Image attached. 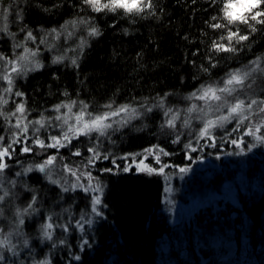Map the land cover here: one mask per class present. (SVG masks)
Listing matches in <instances>:
<instances>
[{"label": "trees", "instance_id": "trees-1", "mask_svg": "<svg viewBox=\"0 0 264 264\" xmlns=\"http://www.w3.org/2000/svg\"><path fill=\"white\" fill-rule=\"evenodd\" d=\"M152 3L154 14L129 15L122 10L94 12L83 0H0V15L7 16L8 32L14 34L0 32V51L16 44L29 46L32 41H26L25 36L31 31L36 37L32 44L43 57L42 68L14 85L16 92L23 93L30 119L43 116L47 120L57 105L73 102L74 110H80L83 102L91 114L100 113L108 103L113 107L130 104L141 112L128 126L99 138L97 150L109 157L98 163L103 168L97 173L104 184L103 212L84 234H79L77 221L89 203L88 196L45 184L39 174L31 176L28 184L36 190L42 212L47 210L56 224L50 264H236L227 245H213L214 237L228 234L240 245L246 237L248 247L240 246L238 257L257 258L264 264V155L259 151L252 150L246 169L258 189L242 191L237 208L228 206L215 214L203 210L194 222L179 226L164 210L161 179L134 170L118 171L112 164L121 156L155 145L172 154V165L185 164L181 145L160 137L165 110L186 104L201 86L221 85L229 73L244 69L257 58L264 59V25H256L255 32L244 24L232 25L233 31L238 27L248 40H233L235 52L213 49V42L227 43L220 41L226 30L209 26L216 22L211 17L223 15V0ZM73 20L77 24L73 25ZM91 25L102 34L89 36ZM52 29L57 32L52 33ZM56 56L64 57L63 61L54 63ZM73 59L78 67L72 64ZM161 98L163 108L152 107L147 112L141 107L145 103L158 105ZM79 142L74 141L71 148L84 154L94 145V141ZM65 152L70 155V151ZM236 163L232 168L230 161L222 162L223 169L214 173L212 182L222 184L234 178L243 168ZM63 226H67L66 231Z\"/></svg>", "mask_w": 264, "mask_h": 264}, {"label": "rangeland", "instance_id": "rangeland-1", "mask_svg": "<svg viewBox=\"0 0 264 264\" xmlns=\"http://www.w3.org/2000/svg\"><path fill=\"white\" fill-rule=\"evenodd\" d=\"M6 23L3 15H0V28H2ZM3 32V31H0ZM5 33V32H3ZM31 43V44H30ZM33 42H28L29 46L24 44L28 48L36 49V46L32 44ZM31 45V46H30ZM23 52V48L18 47H11L10 50H2L0 54H3L5 57L16 59L21 53ZM42 56L38 54L35 57L42 65ZM31 67V65H29ZM252 67L251 64L247 65L241 71H249ZM11 65H7L5 61L0 60V97L7 100V103H0V112H3L8 115L11 123H9V119H6L5 116L0 115V123H1V132L0 136L4 137L3 144H8L12 138V134L14 132H18V129H15L12 125L16 122V117H11V112L15 111L16 106L20 103H23V96H16V91L14 90V85L16 81L20 78L25 77L30 72L28 71L26 74L17 75L16 73H12V92L7 93L4 91L5 88L8 87L7 81H5L2 77L7 73L10 72ZM218 86H223V83ZM264 59L260 60V70L251 72L250 76L245 82V87L243 89H238L234 95L240 96L242 99L251 98L256 100H264ZM226 99L231 102L232 97H226ZM197 107V111L189 112L188 109L192 106ZM25 106V104H24ZM255 108V106H254ZM26 109V108H25ZM202 109V111H201ZM138 110V109H137ZM173 112L179 113V119L176 120V127L175 129L169 128L166 125V121L164 122L162 135L160 137L167 138L168 141H176V144H180L182 147V151L184 152V156L186 157V163L183 165H172L170 162V158L172 154L168 153L166 148L163 146H159L160 148L164 149L168 155L160 156L161 162L164 167L163 174H147L150 176H155L163 181L164 188H163V195L161 197V202L163 204L164 210L170 216L171 222L179 226L183 223H191L194 222L197 218V214L203 210L207 212H213L214 214L219 212L220 210L233 207H238L240 205V194L242 191L245 193L251 192L254 188L257 187V182L255 178L248 177L246 173L247 165H248V158L253 156L252 150L259 151L261 155H264V144L256 143L252 137L244 136L245 144L241 147H237L233 145L230 141L232 139H239L241 136L244 135L246 127L251 123H259L261 116L264 114L253 115L251 117V121H245V124L241 126L239 132H232L231 130L235 127L236 121L232 120L230 123H226L223 127H216L212 129V134L214 139H207V138H199V131L203 127L204 122L208 119H215L217 116L224 115L227 113L226 108H221L219 111L216 110V102L206 103L205 101H201L194 98H189L188 102L182 106L172 108ZM80 110H74L71 107V111L67 108H61L59 112L54 111L52 116L49 117L46 121L45 127L40 128L38 133L33 132L34 127H39V125H30L29 131L26 134L27 136V144L32 145V141L38 135L40 139L44 140L45 143H48V136L55 135L59 136L64 131L67 130L68 125H64L61 127L60 125L63 124V119L57 120V116H61L62 118L68 119V124H75V116L79 113ZM139 111V110H138ZM140 112V111H139ZM88 113V112H87ZM141 113V112H140ZM27 115V113H26ZM96 115V114H93ZM141 115V114H140ZM139 115V116H140ZM171 114H169L170 116ZM139 116H133L129 119V122L122 126L118 127L117 125H113L115 130L122 129L123 127L128 126L130 123L135 121ZM169 116H165L166 120ZM85 119H88V116L85 115ZM119 119V118H117ZM188 120L189 124L187 126L184 125V121ZM34 121L30 119L27 115V121ZM114 132L113 130H109V134ZM231 133V135H229ZM261 134H264V129L261 130ZM71 135V134H70ZM96 137L95 139L91 140L92 138ZM97 133H92L90 136H79L78 138H73L71 143L68 144L67 147L57 149H40L39 147L32 145V152L30 153H23L21 152V148L24 147V144H15L13 147L15 148V153L13 155V159L8 162L10 167L4 173V186L9 188L11 195L5 199V202L0 205V209H2V215H0V228L5 230V233L14 230V226L16 224L14 211L15 208H23L26 206L27 202L30 200L31 195L33 192L37 195L36 190L33 189L28 182L30 181L31 176L35 174H39L42 179L44 180L45 184L56 185L61 190V185L70 187L72 184L78 183L76 181V177L72 176L70 173L65 172L64 165H68L73 170H79L77 175L81 173L90 171L92 176L95 178L92 181V186L95 187L97 184L101 186V192H84L80 187H77L74 191H82L85 193L89 198V203L84 208V212L79 217V224L83 227H78L79 234H84L85 231L91 227V225L95 222V220L102 216L103 210V194H104V184L101 180L100 176L97 174L100 172V168L98 167V163L101 161H108L109 159H99L95 162L94 165H89L87 168L85 167L87 163V158L92 154L87 151L86 154H82L79 148L73 149L71 145H73L74 141H80V145L83 144H91V141L94 143L96 147L99 146V141L97 142ZM106 137V136H105ZM177 137L179 139L177 140ZM25 137L21 136L23 140ZM102 138V137H99ZM173 139V140H171ZM191 144V148L185 147L186 145ZM255 144V147L252 145ZM93 145V146H94ZM93 146H89L93 147ZM153 147V146H152ZM149 147V148H152ZM148 149V148H146ZM194 149V150H193ZM67 150L70 151V155L63 154V151ZM11 151V149H10ZM79 151L81 153L80 156L73 155L74 152ZM101 155L103 154L99 151ZM144 150L137 153H143ZM55 155L56 161L54 165L50 168V172L53 176V179H58L60 184H53L50 183L48 179L45 178L44 173H40L38 171H32L27 173L26 175L23 173V170L28 167L29 165H35L37 163L43 162L47 159L48 156ZM127 155V154H126ZM125 156V155H124ZM121 156L118 163H112L113 165H123L125 166L126 163H131V158L129 161H125L121 159ZM169 157V158H167ZM142 157L137 156L136 161ZM225 161H230V167H236L237 163L240 162L243 168L241 171L237 170V175L229 180H226L222 184H217L216 182H212V178L214 173L219 170L223 169L221 163ZM121 163V164H120ZM145 163L151 167L159 168L160 165L155 163L153 156H148ZM115 165V167H116ZM235 165V166H234ZM239 167V165H238ZM122 169V167H120ZM180 168H187L188 171L181 173L179 170ZM225 169V168H224ZM135 172H138L135 167L132 168ZM21 172L20 177H16L15 173ZM142 173V172H138ZM9 180H16L15 188H11L8 184ZM67 181V184H65ZM80 183L85 184L87 186L88 181L85 176H81ZM27 185V188L24 185ZM32 187V188H31ZM28 189H31L29 191ZM70 190L68 192H74ZM64 192V191H63ZM2 194V193H0ZM99 195L101 197V204L97 205V211L101 213L97 215L96 213L92 212V200L93 197ZM40 202L37 199V203L35 207L39 210L32 214L31 216L24 217V225L21 226L22 235H15L9 237L11 244L15 245V251L18 253L17 256H12L6 250L4 251V255L8 257V261L6 264H34V262L43 261L47 259L50 261V246L55 243V232H56V224L52 220V223L55 225L52 240L44 239L42 233L40 232V225L44 222L45 217L51 216L47 210L42 212L41 207L39 206ZM228 208V209H229ZM52 217V216H51ZM28 226L29 229L28 230ZM28 240V245L25 246L23 244V240ZM213 245H227L228 250L230 251V256L234 257L233 259L236 261V264H259V260L257 258L252 257H245V255L237 254V249L240 246L247 245L246 237H243L240 245L234 237L233 234H228L227 237L216 236L212 239ZM246 247V248H247ZM43 248L41 251V255H38L40 249ZM240 259V260H239ZM205 260L204 262H206Z\"/></svg>", "mask_w": 264, "mask_h": 264}, {"label": "snow or ice", "instance_id": "snow-or-ice-1", "mask_svg": "<svg viewBox=\"0 0 264 264\" xmlns=\"http://www.w3.org/2000/svg\"><path fill=\"white\" fill-rule=\"evenodd\" d=\"M83 3L88 5L92 11L94 12H113L115 13L117 10H122L125 14L129 15H140L145 12H153V3L152 0H83ZM223 15L219 18L216 16L211 17V21H216L214 23H210L209 26L214 29H224L226 30V35H221L220 41H227V43L221 42H213V49L218 52H235L237 49L232 46V41L235 40L237 43L241 41L248 40V35H241L239 32V28L237 27L236 31H233L230 26L232 25H247L248 29L251 32L257 31L256 25H264V0H223ZM6 12L7 9H4ZM4 19H7V16H4ZM225 21L226 23H220L219 21ZM73 25L77 24L76 20L71 21ZM79 23L89 25L90 21L88 20H80ZM23 31V29H21ZM0 31L6 32L9 36H14L13 33L8 32L7 25L5 24ZM52 33H56V29L51 30ZM102 33L99 28L95 25H91L88 27V35L89 36H100ZM25 40L35 42L36 37L33 36L31 31H28L25 36ZM43 43V41H41ZM85 42L82 41L81 45L83 46ZM14 47L23 48V52L16 57V59H11L5 57L3 54H0V60L5 61L6 66L11 65L10 72H7L2 78L7 81L8 87L4 89L5 92L11 93L13 80L12 73H16L17 75L26 74L28 71L37 70L43 67V65L35 59V57L39 54V49H32L26 47L24 44H16ZM64 57L56 56L53 60L54 63L62 62ZM254 67H252L249 71H241L235 70L227 75V78L222 82L223 86H215V85H205L198 88L195 92H193L190 98L198 99L201 101H205L206 103L216 102V110L219 111L221 108H226L227 113L224 115L217 116L215 119H208L204 122L203 127L199 131V138H207L209 140L214 139L212 134V129L216 127H223L226 123H230L232 120L236 121L235 127L231 130L232 132H239L241 126L245 124V121H251V117L253 115L264 114V100H256L251 98L242 99L240 96L234 95L238 89H243L245 87V82L250 76L251 72L260 70V58L251 62ZM72 64L75 66H79L75 59L72 60ZM31 65V67H29ZM214 66V65H213ZM207 71V69H204ZM16 96H23V93L17 91L15 93ZM226 97H232V101L229 102ZM0 103H7V100L0 97ZM75 105V102L72 105H57L56 111L59 112L60 109L67 108L71 111V107ZM255 106V108H254ZM87 105L81 102V109L78 114L75 116V124H68L67 118H62L61 116H57V120L63 119V124L60 125L63 127L64 125H68L67 130L64 131L61 135H49L48 143H45L44 140L40 139L37 135L36 138L32 141V145L39 147L40 149H57L67 147L68 144L71 143L73 138H78L79 136H90L92 133H97V142L99 141V137L108 136L109 130L115 131L113 125H117L118 127H122L129 122V119L133 116H139L141 113L137 110V108L133 107L130 104H121L116 107H113V103H108L103 106L104 110L100 113L93 115L91 113H87ZM141 107L145 109L147 112L152 111V107H161L163 108V98H161L160 103L158 105L148 106L146 103L142 104ZM189 112L197 111V107L194 105L188 109ZM202 111V109H201ZM169 114H171L169 116ZM0 115L5 116L6 119H9L8 115L0 112ZM85 115L88 116V119H85ZM11 117H16V122L12 125L15 129H18V132H14L12 134V138L8 144H3L4 137L0 136V205L5 202V199L11 195L9 188L4 186V173L10 167L8 160L12 158L15 153V148L13 145L15 144H24L25 146L21 148V152L30 153L32 152V145L27 144V136L26 134L29 131L30 125H39V127H34L33 132L38 133L40 128L45 127L46 121L42 116L39 120L28 121L27 123V115L26 109L23 103H20L16 106L15 111L11 112ZM165 116H169L166 120V125L169 128L175 129L176 120L179 119V113L173 112L171 108L165 110ZM119 118V119H117ZM9 123H11L9 119ZM189 124L188 120L184 121V125L187 126ZM264 129V116H261L259 123L249 124L246 127L244 135L239 139H232L230 142L237 147H241L245 144L244 136L252 137V139L259 144H264V134H261V130ZM71 134V135H70ZM231 135V133H229ZM21 136L25 138L22 140ZM179 137H177V140ZM176 142V141H174ZM255 147V144L252 145ZM185 147L191 148V144L186 145ZM11 149V151H10ZM194 150V149H193ZM89 153L92 155L87 158V163L85 167L89 165H94L95 162L101 158L108 159L107 155H101V153L97 150V147L94 145L87 149ZM168 155L164 149L160 148L159 145H155L152 148L145 149L143 153H129L122 157L121 159L126 162L131 158V163H126V165L121 169L120 165H116V170L123 172H130L133 167L136 168L138 172L148 173V174H163L165 165L162 164L160 156ZM73 155L80 156L81 153L76 151ZM142 157L139 162L136 161V157ZM148 156H153L155 163L160 165L159 168L151 167L145 163ZM56 161V156L51 155L48 156L41 163H37L34 166L29 165L23 170V173L26 175L32 171H38L40 173L45 174V178L49 180L50 183L60 184L58 179H53V176L50 172V168L54 165ZM115 163V161H113ZM64 170L67 173H70L72 176L76 177V181L78 183L72 184L71 190H75L77 187H80L84 192H101V186L97 184L95 187L92 186V181L95 179L90 171L81 173L77 175V170H73L68 165H64ZM104 171L112 172L113 169H104ZM181 173L187 172V168H180ZM21 172H16L15 176L20 177ZM85 176L88 184L80 183L81 176ZM8 184L11 188H15L16 180H9ZM67 184V181H65ZM27 188V185H24ZM70 187L61 185L62 191L68 192ZM31 191V189H28ZM37 203V195L33 192L30 200L27 202L26 206L23 208H15L14 216L16 220V224L14 226V230L8 233H5L3 228H0V250H6L12 254V256H17L18 253L15 251V245L11 244L9 239L13 234L22 235L21 226L24 225V217L31 216L36 213L39 209L35 207ZM101 204V197L99 195L93 197L92 200V212L100 215L97 211V205ZM0 215H2V209H0ZM78 227H83L77 222ZM55 225L52 223V217L47 216L44 219V222L40 225V232L44 239L52 240L53 231ZM65 231L67 230V226H63ZM63 243V241H60ZM87 243V241H85ZM23 244L25 246L28 245V240L24 239ZM55 247V244H53ZM77 260L80 259L79 256L76 257ZM8 261V257L4 255V251H0V264H6ZM34 264H50V261L47 259L43 261L34 262Z\"/></svg>", "mask_w": 264, "mask_h": 264}, {"label": "bare ground", "instance_id": "bare-ground-1", "mask_svg": "<svg viewBox=\"0 0 264 264\" xmlns=\"http://www.w3.org/2000/svg\"><path fill=\"white\" fill-rule=\"evenodd\" d=\"M65 151H66V150H64V151H63V154H65V153H66ZM81 153L83 154V152H81ZM11 159H13V156H12V158H11ZM11 159H10V160H11ZM10 160H8V162H9ZM10 162H13V161H10ZM123 167H124V166H123ZM123 167H122V168H123ZM136 173H138V172H136Z\"/></svg>", "mask_w": 264, "mask_h": 264}]
</instances>
